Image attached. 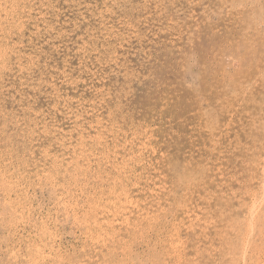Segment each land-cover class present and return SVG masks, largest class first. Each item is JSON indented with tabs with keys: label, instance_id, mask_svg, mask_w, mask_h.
I'll use <instances>...</instances> for the list:
<instances>
[{
	"label": "rangeland",
	"instance_id": "rangeland-1",
	"mask_svg": "<svg viewBox=\"0 0 264 264\" xmlns=\"http://www.w3.org/2000/svg\"><path fill=\"white\" fill-rule=\"evenodd\" d=\"M0 264H264V0H0Z\"/></svg>",
	"mask_w": 264,
	"mask_h": 264
},
{
	"label": "bare ground",
	"instance_id": "bare-ground-1",
	"mask_svg": "<svg viewBox=\"0 0 264 264\" xmlns=\"http://www.w3.org/2000/svg\"><path fill=\"white\" fill-rule=\"evenodd\" d=\"M62 82V81H61ZM53 106V105H52ZM210 108H211V106H210ZM36 113V112H35ZM208 114V113H207ZM205 116H206V114H205ZM60 117V116H59ZM257 117V116H256ZM220 120V119H219ZM73 129V128H72ZM152 133V132H151ZM193 134V133H192ZM206 147V146H205ZM188 149V148H187ZM186 150V149H185ZM208 160V159H207ZM173 161H174V159H173ZM177 162V161H176ZM171 163V162H170ZM163 164H165V163H163ZM183 165V164H182ZM199 165H197V167H198ZM204 166V165H203ZM208 166V165H207ZM165 167H167V166H165ZM173 167H174V165H173ZM168 168V167H167ZM175 168V167H174ZM182 168V167H181ZM182 170V169H181ZM191 170V169H190ZM193 170V169H192ZM192 170H191V172H192ZM183 171V170H182ZM189 171V170H188ZM187 171V172H188ZM177 172V171H176ZM184 172H185V170H184ZM190 172V171H189ZM194 173V172H193ZM177 174V173H176ZM184 174V173H183ZM182 174V175H183ZM163 175V174H162ZM182 175H179V176H182ZM195 175V174H194ZM190 176V175H189ZM117 177V176H116ZM185 177V176H184ZM194 177V176H193ZM193 177H192V179H193ZM115 178V177H114ZM188 178V177H187ZM195 178V177H194ZM192 179H190V180H192ZM179 180H181V179H179ZM188 181H189V179H188ZM181 181H179V183H180ZM209 182V181H208ZM204 183V182H203ZM182 184H184L183 182H182ZM189 184V183H188ZM166 186V185H165ZM180 186V185H179ZM204 186H205V184H204ZM189 189V188H188ZM201 189V188H200ZM165 191V190H164ZM181 192V191H180ZM143 193V192H142ZM178 195V194H177ZM179 196V195H178ZM180 197V196H179ZM112 201V200H111ZM126 201V200H125ZM125 204V203H124ZM136 206V205H135ZM180 206V205H179ZM137 207V206H136ZM142 217V216H141ZM127 219V218H126ZM123 221V220H122ZM127 222V221H126ZM107 236V235H106Z\"/></svg>",
	"mask_w": 264,
	"mask_h": 264
}]
</instances>
